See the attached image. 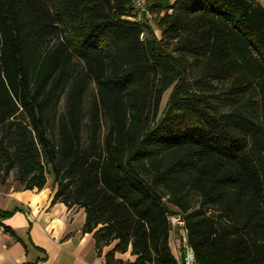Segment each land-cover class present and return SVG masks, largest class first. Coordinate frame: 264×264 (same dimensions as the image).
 Instances as JSON below:
<instances>
[{
  "label": "trees",
  "instance_id": "16d2710c",
  "mask_svg": "<svg viewBox=\"0 0 264 264\" xmlns=\"http://www.w3.org/2000/svg\"><path fill=\"white\" fill-rule=\"evenodd\" d=\"M148 8L134 22L133 0H0V186L51 177L97 254L114 245L107 264H183L175 215L195 264H264V8Z\"/></svg>",
  "mask_w": 264,
  "mask_h": 264
},
{
  "label": "crops",
  "instance_id": "0c3cea01",
  "mask_svg": "<svg viewBox=\"0 0 264 264\" xmlns=\"http://www.w3.org/2000/svg\"><path fill=\"white\" fill-rule=\"evenodd\" d=\"M257 1L264 8V0ZM155 34L160 36L159 31ZM54 194L51 177L41 191L0 188V213L11 214L0 218V264H107L103 255L114 245L99 256L92 233L82 232L84 209L53 203ZM180 246L184 250L186 242L172 235L170 247L177 259L185 253ZM115 258L124 264L135 260L130 251L116 253Z\"/></svg>",
  "mask_w": 264,
  "mask_h": 264
},
{
  "label": "built area",
  "instance_id": "2783aa9c",
  "mask_svg": "<svg viewBox=\"0 0 264 264\" xmlns=\"http://www.w3.org/2000/svg\"><path fill=\"white\" fill-rule=\"evenodd\" d=\"M135 15L130 20L134 22H141L143 20L151 21L153 14L148 8V0H133ZM171 226L174 230L182 232V240L185 242L186 229L185 222L180 215H175L170 218ZM183 264H195L194 253L188 246L185 247Z\"/></svg>",
  "mask_w": 264,
  "mask_h": 264
},
{
  "label": "rangeland",
  "instance_id": "374dc122",
  "mask_svg": "<svg viewBox=\"0 0 264 264\" xmlns=\"http://www.w3.org/2000/svg\"><path fill=\"white\" fill-rule=\"evenodd\" d=\"M168 95H169V91L165 93V95L163 96V99H162V103H161V108H163L166 104V100L168 98ZM0 188L2 190H6V189H9V188H16V185L15 183L13 182V175H11L10 179L8 180V182L6 183L5 186H0ZM178 232V235L180 234L181 237H182V232H180L178 229L176 230ZM179 235V236H180ZM178 238V237H177Z\"/></svg>",
  "mask_w": 264,
  "mask_h": 264
}]
</instances>
